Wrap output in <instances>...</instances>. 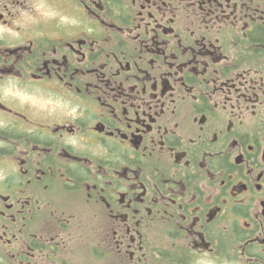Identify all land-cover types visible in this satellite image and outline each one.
I'll return each instance as SVG.
<instances>
[{"label": "flooded vegetation", "instance_id": "af4514ba", "mask_svg": "<svg viewBox=\"0 0 264 264\" xmlns=\"http://www.w3.org/2000/svg\"><path fill=\"white\" fill-rule=\"evenodd\" d=\"M0 264H264V0H0Z\"/></svg>", "mask_w": 264, "mask_h": 264}]
</instances>
